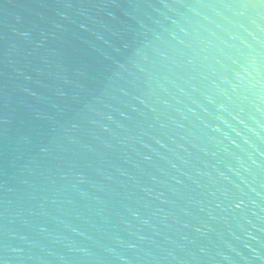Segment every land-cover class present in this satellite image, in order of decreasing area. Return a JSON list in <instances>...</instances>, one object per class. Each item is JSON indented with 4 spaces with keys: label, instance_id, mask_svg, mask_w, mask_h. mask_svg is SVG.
Wrapping results in <instances>:
<instances>
[{
    "label": "water",
    "instance_id": "water-1",
    "mask_svg": "<svg viewBox=\"0 0 264 264\" xmlns=\"http://www.w3.org/2000/svg\"><path fill=\"white\" fill-rule=\"evenodd\" d=\"M0 264H264V0H0Z\"/></svg>",
    "mask_w": 264,
    "mask_h": 264
}]
</instances>
